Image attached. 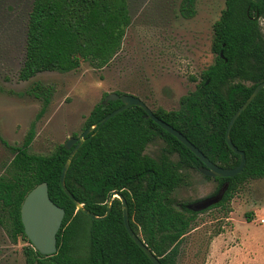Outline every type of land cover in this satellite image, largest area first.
I'll list each match as a JSON object with an SVG mask.
<instances>
[{"label": "trees", "instance_id": "1", "mask_svg": "<svg viewBox=\"0 0 264 264\" xmlns=\"http://www.w3.org/2000/svg\"><path fill=\"white\" fill-rule=\"evenodd\" d=\"M261 19L264 0H225V9L213 26L215 62L202 72L198 91L182 97L178 111H154L222 168L240 164V156L227 144V127L256 87L264 83ZM131 23L127 0H34L18 78L27 82L44 72L66 74L83 63L103 69L121 50ZM28 94L49 103L50 89L41 83L33 84ZM120 107L121 101L101 102L86 119L85 130ZM144 115L141 108H129L87 136L68 170L66 186L80 204L100 217L105 216L112 193H121L133 231L161 264H177L183 240L199 213L184 203L177 210L173 196L185 185L182 169L199 171L203 164ZM230 136L247 162L241 174L213 179L218 184L215 194L226 184L228 189L223 200L211 208L227 211L242 186L264 180V89L237 119ZM33 139L31 130L22 146H8L13 159L0 178V228L13 243L22 240L28 244L24 248L26 264H153L128 235L122 202L114 199L110 215L101 220L78 211L61 186L71 151L59 145L50 154H32ZM156 139H162L166 147L155 159L145 152ZM173 155H178L177 162L172 161ZM42 183H47L51 200L66 213L57 235L58 250L52 256L35 250L21 218L25 198Z\"/></svg>", "mask_w": 264, "mask_h": 264}, {"label": "rangeland", "instance_id": "2", "mask_svg": "<svg viewBox=\"0 0 264 264\" xmlns=\"http://www.w3.org/2000/svg\"><path fill=\"white\" fill-rule=\"evenodd\" d=\"M34 0H0V178L13 159L9 147L47 155L71 137H80L92 110L107 95H131L154 112L178 111L204 70L215 61L213 26L225 0H127L131 26L121 50L103 69L89 63L70 73L44 72L18 78L25 60L26 25ZM264 33V20H260ZM50 89L49 103L28 94L33 84ZM166 147L156 139L146 154L158 158ZM178 161V155L171 157ZM185 185L174 207L216 195L218 184L195 169L183 168ZM200 212L180 247L177 264H264V180L240 188L228 204ZM22 240L0 228V264H26Z\"/></svg>", "mask_w": 264, "mask_h": 264}, {"label": "water", "instance_id": "3", "mask_svg": "<svg viewBox=\"0 0 264 264\" xmlns=\"http://www.w3.org/2000/svg\"><path fill=\"white\" fill-rule=\"evenodd\" d=\"M259 3L260 0H254ZM221 57L224 58L223 53ZM264 89V83L258 85L252 95L244 103L242 107L235 113L229 122L226 131V141L229 148L238 156H240V164L236 168H222L215 163H213L209 158H207L194 144H192L183 134L173 128L171 125L165 123L163 120L159 119L155 113L143 102L141 99L131 96V95H119L117 93H111L106 96L103 105L108 102L121 101L122 107L113 111L106 117H104L99 123L92 127L87 128L80 137H71L65 143L64 147L66 150L71 151L61 174V186L64 192L70 199L76 204L77 210L82 211L85 215L93 220H101L107 218L111 213L112 203L114 199H119L123 206V218L124 225L128 235L136 243V245L148 256L153 264H161L160 260L156 255L147 247L143 242L141 237H139L131 228L129 219L128 204L125 197L118 192L112 193L108 201V209L105 216H96L90 211H88L83 204H80L75 197L70 193L66 186V176L68 170L73 162L74 157L81 149V147L86 142L87 136L92 134L95 129L103 127L110 119L116 115L128 110L132 107L141 108L144 112V119L151 120L158 126H160L164 131H166L171 136L175 137L181 144H183L189 151H191L203 164L199 168V172L207 178H233L242 173L246 165V155L244 152L238 150L231 140V130L241 116V114L251 105V103L256 99L259 93ZM228 189L226 184L221 191L209 198L199 201L193 205H189L188 208L196 213H200L213 206L218 205L224 198V195ZM65 210L57 206L49 196V189L47 183H42L33 189L25 198V201L21 209V218L24 225L25 233L32 243L36 251H38L43 256H52L57 253V235L62 228L63 221L65 219Z\"/></svg>", "mask_w": 264, "mask_h": 264}, {"label": "flooded vegetation", "instance_id": "4", "mask_svg": "<svg viewBox=\"0 0 264 264\" xmlns=\"http://www.w3.org/2000/svg\"><path fill=\"white\" fill-rule=\"evenodd\" d=\"M262 20V19H261ZM261 26V25H260ZM262 30V29H261ZM263 33V32H262ZM263 35H264V33H263ZM215 62V61H214ZM208 69V68H207ZM202 81H203V79H202V76H200V80L198 81V84H197V87H196V89L193 91V92H195V91H198V89H199V87L201 86V83H202ZM209 83V81H207V84ZM262 84V83H261ZM200 168V167H199Z\"/></svg>", "mask_w": 264, "mask_h": 264}, {"label": "built area", "instance_id": "5", "mask_svg": "<svg viewBox=\"0 0 264 264\" xmlns=\"http://www.w3.org/2000/svg\"><path fill=\"white\" fill-rule=\"evenodd\" d=\"M261 223H264V220H261Z\"/></svg>", "mask_w": 264, "mask_h": 264}]
</instances>
